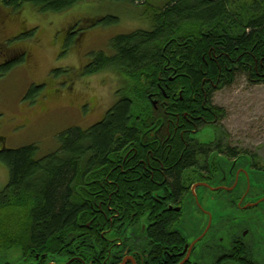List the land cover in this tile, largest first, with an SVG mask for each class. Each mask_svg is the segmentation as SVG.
<instances>
[{
	"label": "flooded vegetation",
	"instance_id": "1",
	"mask_svg": "<svg viewBox=\"0 0 264 264\" xmlns=\"http://www.w3.org/2000/svg\"><path fill=\"white\" fill-rule=\"evenodd\" d=\"M157 80L151 108L127 110L130 137L103 163L89 157L78 167L72 192L88 232L66 248L18 247L7 264H264V161L229 143L213 102L220 81L184 97L173 74ZM111 109L75 128L99 125ZM211 201L221 209L215 220Z\"/></svg>",
	"mask_w": 264,
	"mask_h": 264
},
{
	"label": "trees",
	"instance_id": "2",
	"mask_svg": "<svg viewBox=\"0 0 264 264\" xmlns=\"http://www.w3.org/2000/svg\"><path fill=\"white\" fill-rule=\"evenodd\" d=\"M83 1L0 0L12 13L29 5L42 15L65 13ZM113 1L142 4L148 29L114 37L109 55L94 54L83 70L84 76L110 71L122 79L120 99L106 118L86 131L74 127L60 133L58 148L39 160L37 147L4 149L0 136V163L9 174L0 193V252L54 244L66 248L75 235L88 232L78 227L77 198L72 192L78 167L89 157L91 164L103 163L112 147L130 137L125 128L127 110L151 108L148 95L157 91L159 74H173L184 97L192 89L200 92L204 82L215 85L218 80V89L229 87L237 76L253 85L264 83V0H167L156 10L148 0ZM114 19L97 23L110 24ZM33 32L13 41L32 39ZM9 46L2 55L0 80L25 60L22 52H12ZM43 88L32 87L27 98L40 95Z\"/></svg>",
	"mask_w": 264,
	"mask_h": 264
},
{
	"label": "rangeland",
	"instance_id": "3",
	"mask_svg": "<svg viewBox=\"0 0 264 264\" xmlns=\"http://www.w3.org/2000/svg\"><path fill=\"white\" fill-rule=\"evenodd\" d=\"M166 1L148 3L156 10ZM23 8L12 13L0 2V64L8 41L34 31L32 39L9 46L12 52H22L25 60L0 80V136L4 149L37 147L39 160L58 148L65 129L92 126L115 105L121 77L110 71L84 76L83 70L94 54L109 55L114 37L146 30L148 23L141 16L145 7L140 3L85 0L59 15H42L29 5ZM108 17L114 22L97 23ZM42 85L40 95L27 98L32 87ZM213 102L224 110L222 123L229 143L256 150L264 161V83L249 84L244 76H237L214 95ZM8 182V169L0 163V193ZM207 208L215 220L221 210L216 201ZM19 256L18 247L1 251L0 264L13 263Z\"/></svg>",
	"mask_w": 264,
	"mask_h": 264
}]
</instances>
